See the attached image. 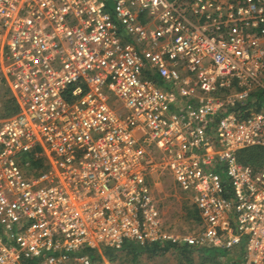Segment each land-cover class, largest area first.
Listing matches in <instances>:
<instances>
[{"label":"built area","instance_id":"built-area-1","mask_svg":"<svg viewBox=\"0 0 264 264\" xmlns=\"http://www.w3.org/2000/svg\"><path fill=\"white\" fill-rule=\"evenodd\" d=\"M0 81L18 108L0 118V264H94L82 248L126 240L264 264V105L226 111L264 87V0H0ZM156 162L195 231L165 227Z\"/></svg>","mask_w":264,"mask_h":264},{"label":"rangeland","instance_id":"rangeland-1","mask_svg":"<svg viewBox=\"0 0 264 264\" xmlns=\"http://www.w3.org/2000/svg\"><path fill=\"white\" fill-rule=\"evenodd\" d=\"M7 89V86L0 81V118L5 117L2 114L4 113V101L9 97ZM149 180L154 190L156 200L158 201L165 227L178 235L195 231L198 228L199 223L198 212L191 200L185 195L186 193L179 190L175 185L171 173L158 162L155 165ZM211 254H213V251H209L208 254L197 252L195 253L191 264H232V258L240 256V253L236 251H232L230 258H228V256L212 257ZM104 257L105 260L101 257V260L96 259L94 262L96 264L178 263L176 255L171 252L153 256L143 252L136 258V260H133L131 253H128V251H119L111 258L107 256ZM241 258L244 259V264H246L244 254L241 255Z\"/></svg>","mask_w":264,"mask_h":264},{"label":"trees","instance_id":"trees-1","mask_svg":"<svg viewBox=\"0 0 264 264\" xmlns=\"http://www.w3.org/2000/svg\"><path fill=\"white\" fill-rule=\"evenodd\" d=\"M7 90V94H9V97L4 101V113L2 114L3 116L11 115L18 110L14 98L10 93V90ZM263 105L264 87H258L245 103L236 104L231 108H227L226 111H241L247 106L259 108ZM35 153L36 152L33 151L28 155L31 159V166L34 168L42 167L44 157L43 155H35ZM240 159L244 162L257 163L261 159V152L257 149H246L241 152ZM119 251H128V253H131L133 260H136V258L143 252L152 256L171 252L176 255L178 259L177 264H191L193 262L194 255L197 252L208 254L209 251H213V254H211L212 257L228 256V258H230L232 251H236L240 253V256L232 258V264H244V259L241 258V255L244 254L243 245H240L234 248L233 250H226L215 247H200L196 245L180 244L171 240H155L146 242L144 244L131 240H126L123 243L122 247L119 249L110 246H105L101 248L84 247L81 250V252L89 254L93 261H95L96 259L101 260L102 255L111 258L115 256L116 253H118ZM94 264L96 263L94 262Z\"/></svg>","mask_w":264,"mask_h":264}]
</instances>
